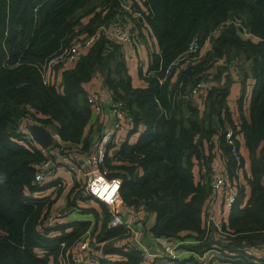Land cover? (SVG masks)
Returning a JSON list of instances; mask_svg holds the SVG:
<instances>
[{"label": "trees", "instance_id": "16d2710c", "mask_svg": "<svg viewBox=\"0 0 264 264\" xmlns=\"http://www.w3.org/2000/svg\"><path fill=\"white\" fill-rule=\"evenodd\" d=\"M122 3L0 0V264H63L62 256L69 249L72 260L81 255L79 243L87 234L96 249L94 264H140L141 252L131 249L132 241L123 229L108 228L109 209L83 198V185L71 190L69 207L90 200L102 206V212L89 205L80 209L93 215L94 224L73 221L46 227L57 196L45 197L47 190L35 183V176L47 154L16 133L33 108L36 122L54 128L67 145L63 151L80 162L101 130L91 127L86 134L94 118L84 85L98 74L113 102L123 103L133 117L130 135L145 127L136 144L108 146L112 151L103 168L109 178L121 179L120 202L155 215V238L188 237L185 242H199L184 245L192 252L216 250L215 264H264L251 251L264 249V0H147L145 19L124 12ZM121 17L134 22L143 37L145 29L159 48V53H150L147 72L140 70L143 84L134 85L121 46L104 35L84 50L74 66L54 65L49 82H44L51 60ZM218 28L221 32L203 55L165 79L166 68L194 40L204 48L207 36ZM221 59L225 64L215 65ZM212 68L219 75L232 70L242 82L238 124L227 101L230 76L225 86L208 89L203 115L196 96L185 97L187 89L208 82ZM249 80L253 87L245 110ZM216 118L221 129L213 128ZM225 123L244 140L250 173L244 172L245 183L221 230L207 235L212 165L224 161L231 177L235 175ZM81 257L79 264H89ZM174 264L198 263L191 257Z\"/></svg>", "mask_w": 264, "mask_h": 264}, {"label": "built area", "instance_id": "2783aa9c", "mask_svg": "<svg viewBox=\"0 0 264 264\" xmlns=\"http://www.w3.org/2000/svg\"><path fill=\"white\" fill-rule=\"evenodd\" d=\"M147 0H123L122 8L124 12L129 13L135 19H145L148 16V9L144 7ZM243 31V30H242ZM143 37L140 30L135 26V23L128 20L125 17H121L114 25L101 26L94 35L78 41L71 45L69 48L64 50L60 55L56 56L51 60L45 67L44 82H49V74L51 68L56 64H64L74 66L82 56L84 50L90 48L97 40L103 35L119 44L122 49V53L125 58L131 60L137 58L136 56L140 53L143 48H148L149 52L152 48V39L147 36V31L143 30ZM221 32V28L216 29L210 35L207 36L202 48L198 40H194L188 50L175 59L165 70V79L170 77L180 67L189 66L197 55L204 52L211 47L212 40ZM151 40V41H150ZM147 44V46H146ZM202 48V50H201ZM201 50V51H200ZM225 64L223 59L215 62V65ZM142 69V68H140ZM147 71L143 70L145 74ZM154 72H151V74ZM210 88L209 83L206 81L200 82L197 86L192 89H187L185 97L198 96L201 99L207 97L208 89ZM111 99V97H110ZM88 103L92 110V116L94 119L100 118L104 113L105 108L109 106L110 119L113 124L108 126L107 123L103 124L102 130L99 132V138L88 154H86L81 162H73L67 166V171L71 174L79 176L77 183L83 181L84 192L82 193L83 198H92L100 203L104 204L111 213V219L109 221L108 228H121L132 241L131 249H138L141 252L140 264H156L157 260H166L168 262H174L180 259L181 245L186 244L185 242L176 243L174 239H160L161 248L159 251L151 249L145 246L139 237V234L135 230V223L142 220L148 214L144 207L126 206L120 202V189L122 181L119 178H109V172L103 168V163L108 151L109 145L117 143V133L121 129H131L134 126V119L131 117L124 107V104L114 103L113 99L106 101L103 93H93L88 97ZM29 112L19 123L16 133L24 141H30L38 145L40 150L48 154L49 149L42 148L38 143L34 141L30 133V127L38 124L35 120V110L33 108L28 109ZM93 119V120H94ZM53 137V136H52ZM241 138L233 133L232 129L227 130L225 134V141L230 146L231 154L235 160V175L231 177L230 172L226 169L224 161L214 163L212 165L211 172V196L207 204V218L206 228L207 235L212 230H221L222 223L229 214L233 211L237 199L239 196V189L243 186L244 172L249 174L247 167V160L243 154V146ZM54 142V137H53ZM111 156V153H109ZM70 159V158H69ZM81 163V164H80ZM246 163V167H245ZM54 163L47 159L43 162L36 173L35 183L37 185L45 186L46 179L52 175V169ZM63 187L61 179L55 180V185L52 187L53 192L56 193L60 188ZM43 195V194H42ZM52 195V194H51ZM50 196V195H44ZM56 208L53 207L50 211V215L46 220V227L53 228L56 224L63 225L67 222H71L59 212H55ZM193 243H199L197 241ZM78 245V244H77ZM62 248H65V243L60 244ZM80 253L87 260L89 264L96 263V249L90 244L89 234L85 235L79 243ZM70 250V249H69ZM69 250L67 255L62 256L63 264H79L82 262V257L75 256L73 260L69 256ZM256 253L258 259H264V249H251ZM216 250H208L204 253L192 252L193 257L198 264H215Z\"/></svg>", "mask_w": 264, "mask_h": 264}, {"label": "crops", "instance_id": "0c3cea01", "mask_svg": "<svg viewBox=\"0 0 264 264\" xmlns=\"http://www.w3.org/2000/svg\"><path fill=\"white\" fill-rule=\"evenodd\" d=\"M151 43H152L151 51H154L155 53H159V48L157 46V42L155 40H152ZM146 46H147V44H146ZM149 57H150V52H149L148 48L146 47L140 51L139 57L128 60V64H129V68H130L129 72L133 77L134 85L140 86L141 84H143V82L140 78V69L139 68H142V70H145V71L148 70L149 64H150ZM217 70H218L217 68H214V69L212 68L208 72V83H209L210 87H223L227 83L226 82L227 81L226 76L231 77L230 93H229L227 101H228V106L230 108V112L232 114L233 121L235 122V124H238L240 121V112H239V108H238V103H239V100H240V98L242 96V92H243L242 82L239 80L238 74L232 70L229 71V73L224 72L222 75H219ZM252 87H253V82H252ZM84 89L87 91L88 95L101 92L104 94V99L106 101L111 102L112 95L104 86L103 78L99 74L91 82L84 85ZM251 93H252V88L250 85H248L247 96H246V101H245V110L247 108L249 109L250 101H251ZM110 97H111V99H110ZM196 99H197L196 101L199 104V109L202 112L201 114L203 115V112L205 111L204 100L199 98L198 96H196ZM110 115H111L110 109H109V106H107L105 108L104 113L101 115V117L94 119L91 122V124L88 125V127L86 129V134L89 133V131L91 130V127L96 129L98 127H102L104 123L105 124L107 123L108 126H111L113 124V122L110 119ZM225 125H226L227 129H231V127L228 123H225ZM47 129L51 132L52 136L54 137V145L58 144L61 147L60 148L51 147L49 149V153L47 154V158L50 159V161L54 163V167L52 169V175L46 179L47 183L45 184L44 187L46 188L47 191H46L45 195H51L52 194V196H57L55 206H57L59 208H64L63 215L66 217L67 220H69L71 222H73V221H90L91 223L94 224L95 219H94L93 215L83 214L80 211V209L84 208L86 204H84V203L79 204V202H78V204H77L78 206H76L74 208L69 207V195H70L71 190L73 189V188H71V186L74 183L75 184L73 186L76 185L77 179L79 178V176L77 178L76 175L69 173L66 169L68 164L71 163V159H69V155L63 151V147H65L67 145H65L60 140L58 133L56 130H54V128H51V129L47 128ZM100 129L102 130V128H100ZM144 131H145V127H140L138 133L131 134V135H130L129 129L128 130L123 129L120 133L118 132V134H117V140L119 139V146L118 147H120L125 142H129L130 144H136L139 141L140 136ZM99 132L97 134H99ZM241 143L243 146V154L245 153L244 156H245L246 160L248 161V167H249L250 161L248 158V154L246 153V149L244 146V140H241ZM116 145H117V143H116ZM216 145H218L217 142H216ZM56 178L61 179L62 183H63V187H64V185L66 187H64V188L62 187V188H60L61 190L59 189L60 191L58 190L59 192L57 191L56 193H54L53 192L54 190L52 189V187L55 185ZM78 183L80 184V182H78ZM81 183H84V182L81 181ZM155 222H156L155 215L154 214H147L146 217H144L142 220L135 223V230L139 234L140 240L145 246H147L151 249H154L156 251H159V248H161V240L160 239H162V238H160V239L155 238L152 234V228L154 227ZM193 242H195V241H186L185 242L186 244L181 245L180 250L183 252L180 253V259L179 260L191 258L192 251L184 248V245L191 244ZM164 261H166V260H162V262H159V264H165ZM166 262H168V261H166ZM170 264H174V262H172Z\"/></svg>", "mask_w": 264, "mask_h": 264}, {"label": "water", "instance_id": "95a60500", "mask_svg": "<svg viewBox=\"0 0 264 264\" xmlns=\"http://www.w3.org/2000/svg\"><path fill=\"white\" fill-rule=\"evenodd\" d=\"M249 1L252 3L254 2V0ZM213 128L221 129V124L218 118H216ZM30 133L34 141L38 143L42 148L49 149L54 145L52 134L46 127L40 124L32 125L30 127ZM98 138V134L94 135L92 143L95 144Z\"/></svg>", "mask_w": 264, "mask_h": 264}, {"label": "rangeland", "instance_id": "374dc122", "mask_svg": "<svg viewBox=\"0 0 264 264\" xmlns=\"http://www.w3.org/2000/svg\"><path fill=\"white\" fill-rule=\"evenodd\" d=\"M136 57H139V54L136 56ZM140 69V68H139ZM140 70H142V69H140ZM143 71V70H142ZM141 72V71H140ZM248 85H250L251 86V88H252V81L251 80H249L248 81ZM123 129H121V130H119L118 132L120 133L121 131H122ZM118 134V133H117ZM117 146H119V139L117 140ZM245 154V153H244ZM75 184V183H74ZM73 184V185H74ZM71 186V188H73V187H75V186ZM77 185V184H76ZM82 185H83V183H82ZM64 187H66L65 185H64ZM63 187V188H64ZM78 204V203H77ZM79 204H82L81 202H79ZM84 204H86L85 205V207H87L88 205L90 206V207H92V208H97V210L99 209L100 210V212H102V210H103V208H101L102 206H100V205H98V204H96L94 201H88V202H86V203H84ZM55 208H56V210H55V212H59L60 214H62L63 215V211H64V208H59V207H57V206H55ZM95 208V209H96ZM183 237H185V235L183 236ZM187 238L188 237H186V238H182V239H174L175 241H176V243H181V242H185V240H187ZM159 262H162V260H157V262H156V264H159ZM165 262V264H170V263H172V262H166V261H164Z\"/></svg>", "mask_w": 264, "mask_h": 264}]
</instances>
